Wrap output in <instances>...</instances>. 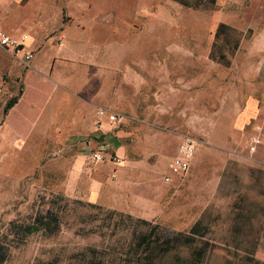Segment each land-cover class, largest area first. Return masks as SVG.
<instances>
[{
    "label": "rangeland",
    "instance_id": "1",
    "mask_svg": "<svg viewBox=\"0 0 264 264\" xmlns=\"http://www.w3.org/2000/svg\"><path fill=\"white\" fill-rule=\"evenodd\" d=\"M173 1L185 33L177 53L169 54L166 41H154L153 49L136 36L113 48L112 60L106 52L103 61L70 64L53 59L59 33L42 27L43 10L47 5L56 16L58 0H0V27L23 33L36 56L20 66L0 47V122L4 106L26 87L14 120L4 124L7 133L0 128V264H71L73 253L90 246L125 264L128 223H113L110 210L158 224L163 235L187 233L201 221L208 231L196 244L209 242L203 264H264V146L249 149L264 132V0ZM223 22L241 36L233 56L232 45L224 47L229 66L211 58ZM45 49L52 64L35 69L48 64ZM29 70L44 78L45 104L58 114L52 107L42 114L49 135L36 130L6 140L4 133L17 136L38 114L44 88L26 76ZM101 108L118 121H102ZM66 110L74 112L68 130L61 125L72 119ZM188 135L197 142L190 170L165 182L168 162ZM84 140L92 149L108 146L104 161L84 155ZM48 210L60 217L54 235H15L12 224L32 223ZM191 251L182 247L156 260L178 264L177 256Z\"/></svg>",
    "mask_w": 264,
    "mask_h": 264
},
{
    "label": "crops",
    "instance_id": "2",
    "mask_svg": "<svg viewBox=\"0 0 264 264\" xmlns=\"http://www.w3.org/2000/svg\"><path fill=\"white\" fill-rule=\"evenodd\" d=\"M55 3L56 0H54V5ZM58 8L59 11L55 16L53 15V12L50 11L51 9L47 10L46 5V9L43 10L42 13V27L47 31H58L59 33L58 39L53 40L51 43V45H53L56 42L57 46V52H55L56 56L53 59L57 57L56 60L59 61V59L65 58L70 64H72L73 61H83V63L94 64L97 60L103 61L105 58L104 53L106 52L109 53L107 61L112 60L110 53L113 48H120L122 46L126 47L128 45L127 42L129 43V40L136 36L142 40L146 39L147 42H151L152 45L150 48L153 49L158 48L153 44L154 41L157 42L156 44H158V41L160 40H163L164 42L166 41L169 45V54H175L177 53V49L175 48L177 44L176 41L185 37V33L181 31L180 20L176 15V12L173 10V8L178 9L179 4L173 0H58ZM136 32H138V34H136ZM15 34L10 35L17 36L19 38L23 36V33L20 35ZM122 37L128 39H126V41H124V39L123 42H121ZM28 42L29 39L25 42V49H29L34 52L33 49L29 48ZM144 43L145 42L143 41L141 46L144 47ZM127 50V48L124 49V52H127ZM44 51L49 53L50 58L48 59V64L41 62L40 65L35 66V69L40 67L46 69L48 65L51 66L53 60L52 59L50 61L52 57L51 53L46 49ZM96 52L99 53L97 54ZM154 52L155 51H151V54ZM186 52L189 53V51L185 50V53ZM34 58H36L35 52ZM34 58H32V61ZM14 61L17 60L14 59ZM18 64L23 66L20 63ZM27 75H33L34 79L44 88L43 91L38 92L41 96L39 106L36 108L38 114L35 117L28 118L27 122L21 124V133L17 136H13L12 138L11 136L5 135L7 132L4 128V124L7 119H9V122L10 120H14L13 115L15 110H18L19 107L22 106L26 97L25 87L24 93L21 98L19 97L18 103L9 109L7 115L4 114L5 118L2 122H0V128L5 131L3 137L6 140H22L27 138L36 130L41 131L42 136V133L46 132L42 128L50 127V125L44 121L42 116L44 110L47 107H52L56 116L58 114L54 108L55 106L45 104V98H47L45 96H47L49 88H47L46 84L42 81L44 78L40 79L38 72H35L34 70H29L26 76ZM0 96H4L3 91L0 93ZM66 111L72 114V119L68 123H61L62 126L66 127L65 129L74 123V112L70 110ZM98 117L102 121H109L107 118H102L99 115ZM9 122L7 125H10ZM109 122L112 123V121ZM48 129L46 135H49ZM0 135H2V132ZM81 143L84 147V155L90 157V151L93 149L88 147V141L84 140ZM102 146H105L106 148L108 147L106 145ZM99 147L101 146H98L97 149ZM167 173L168 165L167 172L165 174Z\"/></svg>",
    "mask_w": 264,
    "mask_h": 264
},
{
    "label": "trees",
    "instance_id": "3",
    "mask_svg": "<svg viewBox=\"0 0 264 264\" xmlns=\"http://www.w3.org/2000/svg\"><path fill=\"white\" fill-rule=\"evenodd\" d=\"M180 3L187 5L182 0ZM213 3L215 0H212ZM226 43L232 45L230 48L231 56L234 55L241 43L240 34L236 36V30L227 23H220L217 31H215V42L212 47L211 58L221 64L229 66L232 62V57L224 51ZM19 101V96L12 97L4 106V114L7 115L9 109ZM108 214L113 218V223L119 225L124 220H127V230L131 234V241L127 249H125V257L130 258L125 260V264H174L167 262H158L156 258L167 256L173 251L182 247L192 248L191 254L185 256H177L182 259L178 264H203L205 256L209 252V242L204 240L201 244H196L198 238H202L208 231L207 225L201 221L195 223L189 232L172 233L163 235L160 233L158 224H153L142 218H134L131 215H125L116 211H108ZM116 217H118L116 219ZM60 217L57 212L48 210L45 213H38L32 223L20 224L14 226L17 237L21 240L27 235H32L36 232L43 231L47 235H54L60 227ZM145 228H138L140 226ZM147 226V227H146ZM202 240V239H200ZM103 249L90 246L81 252H75L71 255V264H122V261L113 258L107 259ZM179 253V252H178ZM42 264H58L54 260L43 262Z\"/></svg>",
    "mask_w": 264,
    "mask_h": 264
},
{
    "label": "built area",
    "instance_id": "4",
    "mask_svg": "<svg viewBox=\"0 0 264 264\" xmlns=\"http://www.w3.org/2000/svg\"><path fill=\"white\" fill-rule=\"evenodd\" d=\"M26 36L17 37L8 34L0 27V47L10 53L14 59L23 66H31L32 58H34V52L29 49H25ZM2 88H0L1 93ZM98 115L102 118H107L109 121L116 123L118 121V115L113 111L107 109H99ZM196 140L192 136H185L179 143L176 155L171 158L168 163V173L163 176L165 182H171L174 177L183 176L188 173L191 167V161L194 159L196 153ZM264 145V132H260L258 135H254L249 145L251 152L256 151L260 146ZM107 156V148L101 146L98 149L90 151V157L97 162L104 161Z\"/></svg>",
    "mask_w": 264,
    "mask_h": 264
}]
</instances>
